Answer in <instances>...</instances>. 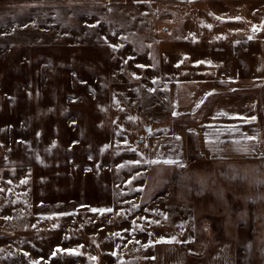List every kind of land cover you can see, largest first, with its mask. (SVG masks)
<instances>
[{
    "label": "rangeland",
    "instance_id": "1",
    "mask_svg": "<svg viewBox=\"0 0 264 264\" xmlns=\"http://www.w3.org/2000/svg\"><path fill=\"white\" fill-rule=\"evenodd\" d=\"M191 79L264 131V0H0V264H264V147L148 158Z\"/></svg>",
    "mask_w": 264,
    "mask_h": 264
},
{
    "label": "crops",
    "instance_id": "2",
    "mask_svg": "<svg viewBox=\"0 0 264 264\" xmlns=\"http://www.w3.org/2000/svg\"><path fill=\"white\" fill-rule=\"evenodd\" d=\"M186 82L176 88V100L171 103L172 113L181 117L174 130L145 140L151 162L185 161L192 147L190 137H194L195 150L209 160L236 161L246 155H262L264 131L258 116L257 98L246 96V92L227 93L230 96L215 92L212 101H208L206 89L198 91L199 80ZM202 83L206 85L204 81ZM202 108H205L202 116H198L196 113Z\"/></svg>",
    "mask_w": 264,
    "mask_h": 264
},
{
    "label": "snow or ice",
    "instance_id": "3",
    "mask_svg": "<svg viewBox=\"0 0 264 264\" xmlns=\"http://www.w3.org/2000/svg\"><path fill=\"white\" fill-rule=\"evenodd\" d=\"M255 30V29H254ZM249 39H251V37H249ZM175 115V114H174ZM154 163V162H153ZM165 163H175L174 161H165ZM182 166V165H181ZM93 211H97L96 209H93ZM100 211H111V209H107V210H100ZM158 242H164V241H158ZM59 251V250H58ZM71 251L72 253H75V250H68ZM113 255H115V253H113ZM95 259V258H93Z\"/></svg>",
    "mask_w": 264,
    "mask_h": 264
}]
</instances>
